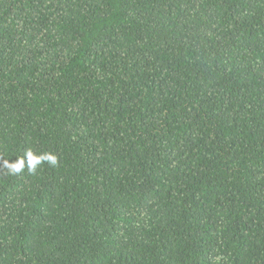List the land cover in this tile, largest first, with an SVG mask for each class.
Listing matches in <instances>:
<instances>
[{
    "label": "trees",
    "instance_id": "trees-1",
    "mask_svg": "<svg viewBox=\"0 0 264 264\" xmlns=\"http://www.w3.org/2000/svg\"><path fill=\"white\" fill-rule=\"evenodd\" d=\"M217 256L264 264V0H0V264Z\"/></svg>",
    "mask_w": 264,
    "mask_h": 264
},
{
    "label": "clouds",
    "instance_id": "clouds-1",
    "mask_svg": "<svg viewBox=\"0 0 264 264\" xmlns=\"http://www.w3.org/2000/svg\"><path fill=\"white\" fill-rule=\"evenodd\" d=\"M25 157L27 160V166L31 172H35L37 167L44 161L55 165L57 163V157L51 153H45L42 155H37L32 149L25 152L23 157H20L16 162H9L7 160L3 161V167L7 168L11 174L20 173L25 167ZM224 258L222 256L216 257V264H221Z\"/></svg>",
    "mask_w": 264,
    "mask_h": 264
}]
</instances>
